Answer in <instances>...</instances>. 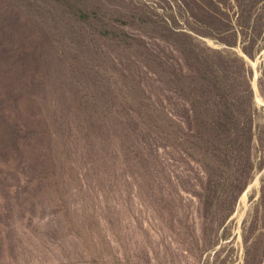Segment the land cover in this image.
<instances>
[{"label": "rangeland", "instance_id": "374dc122", "mask_svg": "<svg viewBox=\"0 0 264 264\" xmlns=\"http://www.w3.org/2000/svg\"><path fill=\"white\" fill-rule=\"evenodd\" d=\"M0 264H264V0H0Z\"/></svg>", "mask_w": 264, "mask_h": 264}, {"label": "bare ground", "instance_id": "6f19581e", "mask_svg": "<svg viewBox=\"0 0 264 264\" xmlns=\"http://www.w3.org/2000/svg\"><path fill=\"white\" fill-rule=\"evenodd\" d=\"M244 197H245V195H244ZM244 197H243V198H244Z\"/></svg>", "mask_w": 264, "mask_h": 264}]
</instances>
